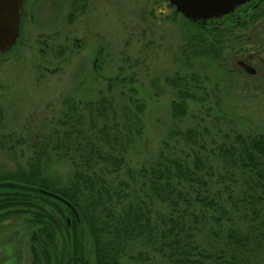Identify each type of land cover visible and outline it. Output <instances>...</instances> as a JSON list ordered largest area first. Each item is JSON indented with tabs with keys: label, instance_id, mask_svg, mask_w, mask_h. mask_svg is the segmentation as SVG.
I'll return each mask as SVG.
<instances>
[{
	"label": "trees",
	"instance_id": "16d2710c",
	"mask_svg": "<svg viewBox=\"0 0 264 264\" xmlns=\"http://www.w3.org/2000/svg\"><path fill=\"white\" fill-rule=\"evenodd\" d=\"M195 27L184 57H220L205 35L219 29ZM107 82L95 100L67 101L49 133L0 137L5 160L24 147L13 169L0 165V225L25 224L29 264H252L244 252L264 240V133L207 134L194 115L179 130L204 83L176 75L166 80L175 125L155 159L131 169L145 106L133 73Z\"/></svg>",
	"mask_w": 264,
	"mask_h": 264
},
{
	"label": "rangeland",
	"instance_id": "374dc122",
	"mask_svg": "<svg viewBox=\"0 0 264 264\" xmlns=\"http://www.w3.org/2000/svg\"><path fill=\"white\" fill-rule=\"evenodd\" d=\"M253 3L238 26L206 30L207 39L219 41L221 53L205 59L184 57L190 36L201 30L176 14L167 0L27 3L19 43L0 56V137L47 134L67 110V101L95 100L107 93L108 79L132 73L145 110L142 138L127 154L131 169L150 164L175 125L170 116L175 92L166 80L176 75L199 74L204 83L188 103L179 130L192 126L194 115L203 120L207 134L264 133V0ZM251 15L258 17L252 22ZM21 150L8 160L0 151V165L13 169L21 162ZM68 171L62 163L54 165L53 173L62 178ZM244 254L252 264H264V240L256 247L250 244ZM29 262L25 224H1L0 264ZM150 264L164 263L151 259Z\"/></svg>",
	"mask_w": 264,
	"mask_h": 264
},
{
	"label": "water",
	"instance_id": "95a60500",
	"mask_svg": "<svg viewBox=\"0 0 264 264\" xmlns=\"http://www.w3.org/2000/svg\"><path fill=\"white\" fill-rule=\"evenodd\" d=\"M26 0H0V56L8 53L20 39V17ZM175 11L199 26H220L226 20L235 22L254 0H168ZM245 70L254 71L245 66Z\"/></svg>",
	"mask_w": 264,
	"mask_h": 264
},
{
	"label": "flooded vegetation",
	"instance_id": "af4514ba",
	"mask_svg": "<svg viewBox=\"0 0 264 264\" xmlns=\"http://www.w3.org/2000/svg\"><path fill=\"white\" fill-rule=\"evenodd\" d=\"M35 0H26L25 2H24V5H23V8H24V6L27 4V3H32V2H34ZM255 4L254 3H252L251 4V6L248 8V13H238V20L237 21H235V22H231V21H229V20H226V21H224L223 23H222V25H220V26H217V25H212L213 27H222V26H226V25H229V26H238L239 24H240V22L241 21H244V20H241V16H245V15H248L249 13H250V9L251 8H254L255 6H254ZM23 8H22V12H21V17H20V23H21V21H22V18H23ZM248 17V16H247ZM211 26V25H210ZM241 63H244V62H241ZM246 63V62H245Z\"/></svg>",
	"mask_w": 264,
	"mask_h": 264
}]
</instances>
